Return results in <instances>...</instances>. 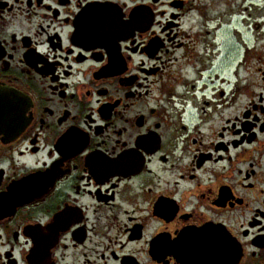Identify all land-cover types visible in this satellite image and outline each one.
<instances>
[{"label": "flooded vegetation", "instance_id": "obj_1", "mask_svg": "<svg viewBox=\"0 0 264 264\" xmlns=\"http://www.w3.org/2000/svg\"><path fill=\"white\" fill-rule=\"evenodd\" d=\"M165 261L264 264V0H0V264Z\"/></svg>", "mask_w": 264, "mask_h": 264}, {"label": "snow or ice", "instance_id": "obj_2", "mask_svg": "<svg viewBox=\"0 0 264 264\" xmlns=\"http://www.w3.org/2000/svg\"><path fill=\"white\" fill-rule=\"evenodd\" d=\"M90 5L91 4H89L88 6H90ZM87 10H88L87 8L86 9H83V11L81 12V15H83L84 12H87ZM136 11H137L136 9H133V16L135 15V12ZM116 19H117V21L120 24L124 25L125 27H127V26H129V25H131L133 23V19L132 18H129V17H124L123 14L120 13L119 9L117 11V17H116ZM77 29H79V25H77ZM70 132H71V130H70ZM109 163H115V161H109ZM206 227H208V226L206 225ZM181 235L182 234H179V233L176 236H174V237H170V236L165 235L162 239L164 241H166L170 245H175V244L178 243ZM172 254L175 255L174 253H172ZM165 264H167V261H165Z\"/></svg>", "mask_w": 264, "mask_h": 264}, {"label": "rangeland", "instance_id": "obj_3", "mask_svg": "<svg viewBox=\"0 0 264 264\" xmlns=\"http://www.w3.org/2000/svg\"><path fill=\"white\" fill-rule=\"evenodd\" d=\"M208 4L210 5V1L208 2ZM193 23V22H192ZM187 24H190V22H187Z\"/></svg>", "mask_w": 264, "mask_h": 264}]
</instances>
